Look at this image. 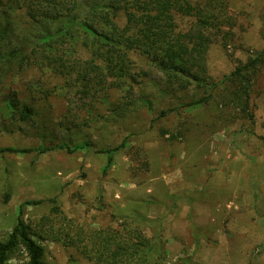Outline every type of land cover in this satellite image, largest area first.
Listing matches in <instances>:
<instances>
[{
    "label": "rangeland",
    "instance_id": "374dc122",
    "mask_svg": "<svg viewBox=\"0 0 264 264\" xmlns=\"http://www.w3.org/2000/svg\"><path fill=\"white\" fill-rule=\"evenodd\" d=\"M229 6L233 39L210 46L208 87L187 89L136 50L126 70L110 71L78 35L64 44L74 64H42L25 54L60 23L6 13L0 53L14 47L22 56L0 61V238L21 207L47 264H95L69 235L141 215L165 264H264V67L249 88L253 119L225 93L227 76L264 48V0ZM189 20L178 19L181 27ZM209 92L211 103L190 104ZM10 94L31 107L29 117L19 119L23 107L14 110ZM124 141L104 172L102 150ZM33 200L41 202L24 204ZM20 254L11 264L25 260Z\"/></svg>",
    "mask_w": 264,
    "mask_h": 264
},
{
    "label": "trees",
    "instance_id": "16d2710c",
    "mask_svg": "<svg viewBox=\"0 0 264 264\" xmlns=\"http://www.w3.org/2000/svg\"><path fill=\"white\" fill-rule=\"evenodd\" d=\"M229 4L230 0H0V23L6 19L8 11L18 10L25 11L36 26L46 22L60 23L57 30H44L36 36V44L29 54H25L42 64H60L62 67L74 64L73 58L76 57L65 50L64 44L67 42L65 38L78 35L83 36L86 46H95V59L106 64L110 71L126 70L128 53L136 50L149 57L164 72L172 87L187 89L194 83L208 87L210 76L206 63L210 46L221 40L226 47L234 37L236 18ZM179 18L190 20L181 27ZM6 32L7 28L3 27L0 37L3 38ZM21 56V52L13 47L6 53H0V61ZM263 67L264 48L251 54L245 63L238 64L227 76L226 96L249 112L251 119L249 88ZM9 97L14 110L23 107L19 119L30 116L31 107L23 104L17 94ZM214 97L209 92L190 104H209L215 100ZM125 145L126 141L102 150L108 154L104 172L113 165L115 154ZM57 147L73 151L64 144ZM4 150L16 153L33 151L17 147ZM40 202L33 200L24 204ZM21 214L20 207L16 225L6 237L0 238V264H11V260L19 258L23 250L25 260L18 264H47L44 246ZM143 220L145 218L141 215L127 219L120 228L81 227L69 235L68 241L95 264H165V253L155 252L157 240L145 233Z\"/></svg>",
    "mask_w": 264,
    "mask_h": 264
}]
</instances>
